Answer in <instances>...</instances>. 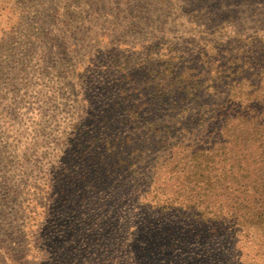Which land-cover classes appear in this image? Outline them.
I'll return each instance as SVG.
<instances>
[{
  "label": "trees",
  "instance_id": "obj_1",
  "mask_svg": "<svg viewBox=\"0 0 264 264\" xmlns=\"http://www.w3.org/2000/svg\"><path fill=\"white\" fill-rule=\"evenodd\" d=\"M15 1L0 0L2 38L23 19ZM224 1L233 10L246 0ZM249 5L253 18L234 22L232 36L160 49L156 65L148 53L135 69L138 94L122 88L108 99L131 107L103 117L105 143L71 139L80 151L62 158L55 191L57 236L67 232L71 249L60 246L55 264L70 250L109 264L264 258V0Z\"/></svg>",
  "mask_w": 264,
  "mask_h": 264
},
{
  "label": "rangeland",
  "instance_id": "obj_2",
  "mask_svg": "<svg viewBox=\"0 0 264 264\" xmlns=\"http://www.w3.org/2000/svg\"><path fill=\"white\" fill-rule=\"evenodd\" d=\"M251 2L224 10V0L15 1L24 10L20 25L5 38L0 28V264H55L60 246L71 249L67 232L57 236L55 217L62 158L80 151L71 139L105 143L103 117L123 116L131 107L113 108L108 99L117 101L122 88L138 94L135 69L148 53L156 65L160 49L232 36L234 22L253 18ZM195 64L187 63L199 69ZM124 71L129 79L121 77ZM70 253L58 259L109 264L106 256L96 262Z\"/></svg>",
  "mask_w": 264,
  "mask_h": 264
}]
</instances>
